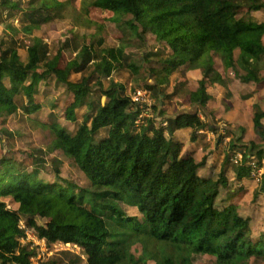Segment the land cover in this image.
<instances>
[{"label":"trees","instance_id":"trees-1","mask_svg":"<svg viewBox=\"0 0 264 264\" xmlns=\"http://www.w3.org/2000/svg\"><path fill=\"white\" fill-rule=\"evenodd\" d=\"M54 4L28 0L19 9L23 25L19 30L10 26L15 35L0 38V121L17 110L27 111L40 95L49 107L72 95L62 120L50 115L53 122L44 126L48 151L68 157L83 184L62 177L58 167L51 171L52 180L38 176L35 167L16 169L7 159L11 153L2 154L0 145V197H9L16 206L7 208L0 199V264H31L33 250H15L23 236L21 220L39 239L79 247L86 264H194L202 255L211 256L214 264L264 259V233H253L251 217L240 214L237 204H224L230 195L220 196L231 178L240 182L252 177L251 158L264 160L259 122L264 109L253 104L254 138L243 146V135L233 139L219 166L205 170L206 156L181 153L182 145L173 137L177 129L190 127L194 138L205 126L197 112L164 117L157 104L177 71L200 70L202 77L188 100L204 108L206 89L214 82L264 84V19L238 17L241 11L261 13L264 0H82L85 12L92 7L111 13L119 30L131 31L141 42L134 43L141 51L151 32L162 45L140 58L124 51V42L104 45L96 32L88 43L84 34L66 38L53 53L36 35L27 45L24 36L45 25ZM3 7L18 8L0 0V22L6 21ZM19 46L25 48L26 60ZM147 56L158 57L159 67L146 68ZM124 66L131 80H142V88L155 98L157 113L139 125L135 121L141 110L124 94L123 85L110 80L105 87L101 81ZM76 73L79 78L71 80ZM83 107L80 120L76 110ZM243 149L242 159L234 163L233 155ZM257 193L264 194V172ZM120 203L135 207L137 214L128 215ZM60 261L51 258L41 264ZM79 261L77 257L69 264Z\"/></svg>","mask_w":264,"mask_h":264},{"label":"rangeland","instance_id":"rangeland-1","mask_svg":"<svg viewBox=\"0 0 264 264\" xmlns=\"http://www.w3.org/2000/svg\"><path fill=\"white\" fill-rule=\"evenodd\" d=\"M9 1L15 2L18 7L17 9L19 10L24 9L27 6L28 0ZM54 1H60V4L55 5L53 0H47V2L51 3V5L53 3L54 7L51 9V15L47 19L45 25H42V28L35 31L32 35L24 36L27 45L32 43V38L34 35H36L42 38L43 41L48 44V52L53 53L66 38H70L73 35L81 36L84 34L86 36L85 42L88 43L90 41L89 37H91L94 32L97 33V37L104 38V45L106 46L114 45L117 47L120 45L119 43L124 42L127 44L125 45L124 51L132 52L136 58L145 56L147 52L153 53L156 51L157 47L162 45H158V43L155 42L151 32H149L146 40V49L141 51L143 47L138 48L134 46V43L140 44L141 42L135 38L131 31H128L127 29L122 31L119 30V28H117V26L110 19L111 13L92 7H88L87 11L85 12L83 10L82 0ZM7 5L9 6L8 3ZM17 9L7 8L6 10L3 7L4 12L2 13L3 15L1 17L6 21H3L2 25L0 24V38H6L7 36L13 34L15 35V32L9 28L10 26L19 30L18 28L23 25L21 11H17ZM9 13H11V15L14 14L13 19L9 18ZM238 17H242L247 20L254 19L260 21L264 19V11H261V13L255 15L249 14L246 11H241L238 14ZM21 37L23 38L22 35ZM165 49L167 52L169 51V49ZM18 52L21 58L26 60V50L23 46L18 47ZM164 53L166 52L164 51ZM63 59H65V57ZM148 61L149 62H147L145 66L146 68L159 67L158 57H148ZM216 66H218V64ZM141 73L143 76L148 75V72L144 70ZM177 74L178 76H181L182 72L180 74L177 71L171 74L168 78L169 82H171L173 86L164 85V94L168 95L164 97L163 100L167 102V107H170L167 109L168 112L174 111L171 108L172 103L170 102L174 96L181 100L189 93V89H186L185 82L181 81L178 85H176L175 75ZM78 78L79 74L77 73L70 76L71 80H76ZM110 80L113 81V83L122 84L124 87V94L129 96H134L137 92L143 93V91H146L142 88L144 86L142 80H131L130 73L125 66L115 68L111 73L110 79L103 76L101 78V81L105 87L111 83ZM149 82L151 83L152 79H150ZM227 84L229 83L226 82L223 84L224 89H222V93L224 94V97H227L230 101L239 100V96L235 93V91L232 90L231 87L229 89ZM248 87L249 90L247 91H250V89H255L254 92L257 93V98L255 96L256 94L253 93L254 95L248 101H254L255 96L257 103H259L261 107H264V84H249ZM56 95L57 94H55V96ZM144 98L150 99L154 104L156 103L155 98L149 92H145ZM64 99L65 100L62 101L63 103L60 102L57 107H49L43 102V96L40 95L38 102L29 104L27 111L23 109L17 110L15 114L7 117L3 123L0 121V138H2L0 145L3 149L2 154H6L8 151L11 153L10 158L7 159H9L8 161L11 162V166L16 169H20L23 166L26 168L23 170L28 172L31 170V168L35 167L38 169V176H41L45 180H52L54 179V173L51 171H54L53 167H58L62 177L73 181L77 185H82V176L77 171L76 166L71 162V160L68 157L62 155L58 150L48 151L47 148L45 134L46 127L44 126V123L48 124L53 122L54 117L56 120L57 118L59 121L62 120L66 112V106L72 100V95H69ZM175 103L180 104L177 100ZM157 104L159 107V100H157ZM185 107L188 108L187 110H189V112H193L196 105L187 103V105L185 104ZM232 107L233 108H231L230 111H235L234 106ZM236 108L237 111L241 112L240 116L244 118L245 111H242L239 107ZM85 110L86 109L84 107L78 108L76 110V116L78 119L82 120L80 117L83 115ZM151 110L152 114L157 113L153 108ZM175 114L176 112H173L170 115L174 116ZM50 115H52L53 118L52 116L50 117ZM259 122L262 126V130H264V117H261ZM225 123L231 125L233 121L228 119ZM242 132L243 131H241V129H236V127H233L232 134H228V137L230 138L229 140L233 141V139L239 138L242 135ZM103 135L105 134H100V136ZM204 140L208 142L206 138H204ZM255 140L257 143H261L259 140ZM228 141H225L226 147H229L230 141ZM244 143L246 142L242 140L239 145L243 146ZM222 147V144L220 146L218 144L217 149ZM217 149H215V152ZM237 152H240L243 155V152L245 153V149L237 150ZM260 162L261 164H257V167H260V169L264 171V163H262V161ZM254 178L255 177L247 178L244 182H237L231 178L227 186L220 188V196L224 199L225 197H228L227 195H230L231 199L229 201H225L224 204H237L240 214L251 217L253 233L262 234L264 233V194L257 193L255 195L259 182H257ZM0 199L7 203V208L16 207L9 201V197H0ZM120 205L128 215L137 214V209L135 207L127 206L121 203ZM20 225V229L23 230V236L20 238L15 250L17 252L23 250H33L34 255L31 257V264H41L42 262H45L51 258L60 259V264H69L71 263L70 260H74V258L77 259V257L80 259L78 264H86L84 254L76 245L70 243L65 245L58 242L48 243L44 239H39L35 235V232L32 228L25 226L23 220H21ZM149 264L153 263L150 262ZM194 264H214V261L211 256L202 255L194 259ZM250 264H264V259H251Z\"/></svg>","mask_w":264,"mask_h":264},{"label":"crops","instance_id":"crops-1","mask_svg":"<svg viewBox=\"0 0 264 264\" xmlns=\"http://www.w3.org/2000/svg\"><path fill=\"white\" fill-rule=\"evenodd\" d=\"M0 24L2 25V22H0ZM178 73L181 74V71H178ZM175 76L176 85H178L181 81L185 82L186 89H189V93L193 89L195 82H197L202 77L199 69L183 70L182 75H179L180 77L178 76V74ZM168 85L173 86L171 82H168L166 86ZM227 85L229 89L231 87L232 90L235 91V93L239 96V100L230 101L227 97H224V94L222 93V89H224L223 84L214 82L206 89L209 95V100L206 103V108L195 104L196 107H194V111L192 112H197L198 117L201 121L204 122L205 126L194 132L193 139L191 138V135L193 134L190 127L177 129L173 133V137L182 145L181 153H187L189 155L192 154L194 156H197L199 159L206 156L207 167L205 170H207L212 164L219 166L223 157L225 156L227 151H229V147L227 146V149L225 141H228L230 139L228 136L230 135V133L232 134L233 127H236V129H241V131H243V141H245L246 143L254 138L253 104L257 103L255 99V96L257 98V93L254 92L255 89H250V91H247L249 90V84L246 87L238 84H231V86L230 84ZM189 93L181 100L175 96L170 100V102L172 103L171 108L172 110H174L172 112L167 111V109H169L170 107L168 108L167 102L163 100V104H159L158 108L164 110V117L172 116L170 114L173 112H176V114L180 112H189V110H187L188 108L185 107V104L187 105V103H190L188 100ZM253 93L256 94L254 96V101H248L254 95ZM167 95L168 94H166V96ZM176 100L180 104H176ZM257 104L259 105V103ZM232 106H234L235 111H230V109L233 108ZM236 107H239L242 111H245L244 113L246 117L244 116V118H242L240 116L241 112L237 111ZM259 107L262 110L264 109V107H261L260 105ZM228 119L230 121H233L231 125L225 123ZM210 127H213V129ZM204 138H206L208 142L205 141ZM218 144L219 146L222 144L223 147L217 149ZM215 149H217L216 152ZM246 179H243L241 181L244 182L246 181Z\"/></svg>","mask_w":264,"mask_h":264},{"label":"built area","instance_id":"built-area-1","mask_svg":"<svg viewBox=\"0 0 264 264\" xmlns=\"http://www.w3.org/2000/svg\"><path fill=\"white\" fill-rule=\"evenodd\" d=\"M147 91H143V93L137 92L134 96H130L131 101L133 103H135L137 105V107L141 110V113L139 114L138 118L135 121V125H139L142 120L145 117H152L155 114H152V108L154 103L151 102L150 99H145L144 98V94ZM166 123L164 122L163 125H165ZM243 155L240 152H236L233 157H232V161L234 163H237L238 161H240L242 159ZM250 165L252 167V171H251V175L252 177H255L254 179L259 182L261 174L264 172L260 169V167H257V164H261V162L256 163L254 161L253 158H251L250 160ZM262 163H264V161L262 160ZM69 243H66L65 245H68Z\"/></svg>","mask_w":264,"mask_h":264},{"label":"water","instance_id":"water-1","mask_svg":"<svg viewBox=\"0 0 264 264\" xmlns=\"http://www.w3.org/2000/svg\"><path fill=\"white\" fill-rule=\"evenodd\" d=\"M159 104L161 105V100L159 101ZM127 109H129V107H127Z\"/></svg>","mask_w":264,"mask_h":264}]
</instances>
